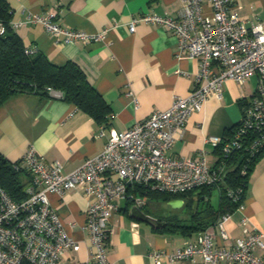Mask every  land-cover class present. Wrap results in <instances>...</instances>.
<instances>
[{"label":"crops","instance_id":"1","mask_svg":"<svg viewBox=\"0 0 264 264\" xmlns=\"http://www.w3.org/2000/svg\"><path fill=\"white\" fill-rule=\"evenodd\" d=\"M8 0L11 7L10 24L26 46L42 50L56 64L67 60L75 62L85 73L88 81L110 104L111 117L108 128L118 130L142 120L154 109L168 108L174 96H185L195 84L198 60L178 51L177 37L164 26L139 21L135 30L128 28L130 19L140 13L156 12L174 14L181 0ZM234 11L246 16L249 21L264 24V0H232ZM47 10L57 13V20L69 27L89 32H98L109 27L106 42L75 41L65 43L56 40L40 22H26L34 14ZM203 12L211 13L208 1L203 3ZM114 21L115 26H112ZM14 26L13 23H18ZM256 77L251 76L240 85L233 79L223 82L222 95H211L201 109L191 112L180 135L175 138L171 151L178 155L193 156L205 149L208 163L215 162L213 148L205 141L210 135L226 134L241 115V91L253 92ZM101 123L71 101L46 96L34 91H20L8 97L0 105V152L11 161L21 158L32 145L45 161L58 159L63 172L80 165L86 157L103 149L105 136H98ZM211 203V188L202 193L200 189L189 192L184 203L173 208L167 201L136 194L132 204L116 200L117 209L110 219V234L107 244L109 264H156L152 254L161 251L159 264L203 263L200 254L194 260L171 261L165 252L183 247L188 239H196L203 229L191 232L179 227L164 228L158 217L178 216L189 222L186 201L203 213ZM49 200L58 212L64 230L78 240V250H68L63 260L76 264L92 257L84 228L85 211L90 203L83 191L71 187L62 195L49 194ZM207 203L198 206L199 201ZM167 204V205H165ZM138 207L147 219L132 213ZM248 224L264 231V153L258 155L247 175V187L242 201V210L234 209L224 222L228 237L223 238L217 221L220 215L205 225L214 235V243L229 245L242 235L239 223L241 215ZM255 254L264 258V248L257 247ZM204 264H209L205 262ZM218 264H229L221 258Z\"/></svg>","mask_w":264,"mask_h":264},{"label":"built area","instance_id":"2","mask_svg":"<svg viewBox=\"0 0 264 264\" xmlns=\"http://www.w3.org/2000/svg\"><path fill=\"white\" fill-rule=\"evenodd\" d=\"M204 1L181 0L174 14L145 12L134 15L128 23L131 32L139 21L164 26L177 37L178 51L198 60L195 84L187 95L174 96L168 108L154 109L125 129L106 130L101 125L97 135L105 136L103 149L68 172L62 171L63 164L58 159L45 161L32 145L14 164L16 169L28 172L29 180L26 196L18 200L0 185V264H68L62 256L70 249H79V241L64 230L49 200L50 193L62 195L78 187L90 199L84 228L92 257L76 264H109L110 219L118 207L116 200L132 196L127 192L129 185L142 184L150 190L173 194L219 186L234 151L244 152L246 159L264 153V24L248 22L246 16L237 14L232 0H206L211 13L205 14ZM26 22H40L48 34L65 43H105L110 28L98 32L72 28L60 23L54 10L34 14ZM115 25L114 21L112 26ZM4 31L0 21V34ZM24 51L36 50L25 46ZM251 76L256 77L255 86L250 95L241 91L238 121L228 133L205 138L213 148V164L208 163L205 149L193 156L171 151L191 112L201 109L209 96L221 97L224 81L233 79L242 85ZM48 89L52 97H61L60 91ZM236 210H242V202ZM230 215L223 212L217 221L223 238L228 237L224 222ZM239 223L242 235L227 246L215 244L213 231L206 227L196 239H188L183 247L165 254L171 261L194 260L198 253L201 264H218L221 258L229 264H264V258L254 252L257 247L264 248V231L252 228L243 214ZM152 254L159 264L161 251L154 250Z\"/></svg>","mask_w":264,"mask_h":264},{"label":"trees","instance_id":"3","mask_svg":"<svg viewBox=\"0 0 264 264\" xmlns=\"http://www.w3.org/2000/svg\"><path fill=\"white\" fill-rule=\"evenodd\" d=\"M67 0L65 4H69ZM150 2L155 0H148ZM11 7L8 0H0V21L4 24L5 31L0 34V105L11 95L20 91H34L46 96H51L48 88L61 92L62 99L71 101L78 108L89 113L103 126L108 124L111 117L110 104L104 99L95 87L88 81L83 70L73 61L67 60L62 64L52 62L42 50L33 53L24 51L25 44L22 38L10 24ZM57 16V13H56ZM234 126V125H233ZM228 129L227 133L230 131ZM261 152L247 156L242 151H234L228 159V168L243 157L240 166L224 175V182L219 186L201 187L202 192H208L213 187L219 190V206L214 209L209 204L203 213L197 206L192 207L186 201L189 212V222H182L178 216H167L164 228L179 227L183 231L191 232L195 229H204L205 225L214 220L215 216L223 212H232L243 201L247 187V175L254 161ZM18 160L11 161L0 152V185L14 199L26 196L25 186L29 180L26 170L14 167ZM242 169L244 172L242 173ZM231 192H229V191ZM127 192L132 196L125 199V206L132 204L136 194L148 195L150 198L167 201L174 197L185 198L189 192L173 194L166 191L147 189L142 184H131ZM192 192V191H190ZM31 264V263H23Z\"/></svg>","mask_w":264,"mask_h":264},{"label":"water","instance_id":"4","mask_svg":"<svg viewBox=\"0 0 264 264\" xmlns=\"http://www.w3.org/2000/svg\"><path fill=\"white\" fill-rule=\"evenodd\" d=\"M240 162H241V158H239V159L236 161V163H235L234 165H232V166H230L229 168H227L226 171H225V174L228 173V172L235 171V170L238 168ZM183 201H184V200H183L182 198H180V197H174V198H171V199L167 200V203H168L171 207H173V208H178V207H180V206L184 203ZM202 204H203L204 206L207 205L206 202H204V201L201 200V201H199L198 206H201ZM131 210H132V213H133V214L137 215V216L140 217V218H144V219H147V218H148V216L145 215V214H144V213H143L138 207H136V206H133V207L131 208Z\"/></svg>","mask_w":264,"mask_h":264},{"label":"rangeland","instance_id":"5","mask_svg":"<svg viewBox=\"0 0 264 264\" xmlns=\"http://www.w3.org/2000/svg\"><path fill=\"white\" fill-rule=\"evenodd\" d=\"M210 198H211V203L214 204V205H216L217 202H218V191H217V189L215 187L212 190V193H211V197ZM167 204H165V205H167Z\"/></svg>","mask_w":264,"mask_h":264},{"label":"flooded vegetation","instance_id":"6","mask_svg":"<svg viewBox=\"0 0 264 264\" xmlns=\"http://www.w3.org/2000/svg\"><path fill=\"white\" fill-rule=\"evenodd\" d=\"M167 217H158V221L159 222H161V223H163V224H165L166 222H167V219H166Z\"/></svg>","mask_w":264,"mask_h":264}]
</instances>
